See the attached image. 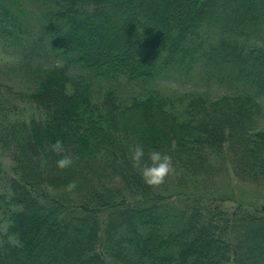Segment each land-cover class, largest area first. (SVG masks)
I'll return each mask as SVG.
<instances>
[{"label": "trees", "instance_id": "1", "mask_svg": "<svg viewBox=\"0 0 264 264\" xmlns=\"http://www.w3.org/2000/svg\"><path fill=\"white\" fill-rule=\"evenodd\" d=\"M0 45L36 109L0 117V264H264V209L190 188L214 159L264 181V0H0ZM137 144L172 185L144 183Z\"/></svg>", "mask_w": 264, "mask_h": 264}, {"label": "rangeland", "instance_id": "2", "mask_svg": "<svg viewBox=\"0 0 264 264\" xmlns=\"http://www.w3.org/2000/svg\"><path fill=\"white\" fill-rule=\"evenodd\" d=\"M17 63L18 61L8 50L7 46L5 45L2 48L0 45V117L4 120L6 119L5 125L14 119H27L36 112V109L27 103L24 100L25 96L20 93L25 91V82L22 77H19L21 72L18 70ZM195 73L197 74L194 71ZM7 77L11 78V81H8ZM195 80L196 78L190 81L193 83ZM188 87V85L180 82L174 85L160 82V88L169 94L171 92H182ZM121 90L124 97L128 96L130 89L127 85L123 84ZM260 101L263 105L261 125L264 129V98L260 99ZM0 134V138H2V133ZM11 165L10 150L4 141H0V192H4L2 181H4L5 177L11 176ZM211 169L212 172L209 174L197 177L193 183L196 187L190 188L199 191L209 202L220 203L229 212L240 203L251 204L264 209L263 180L257 182L240 180L234 175L226 160L214 159ZM175 172H177V168L174 166V173L166 179V183L169 185L173 184ZM187 184L191 185L189 182ZM0 219H4L3 208H0ZM4 225L0 227V230H5Z\"/></svg>", "mask_w": 264, "mask_h": 264}, {"label": "clouds", "instance_id": "3", "mask_svg": "<svg viewBox=\"0 0 264 264\" xmlns=\"http://www.w3.org/2000/svg\"><path fill=\"white\" fill-rule=\"evenodd\" d=\"M51 151L60 155L65 152L64 145L61 141L57 140L51 145ZM145 156L144 148L142 145L137 144L131 149V161L134 168L141 169V176L145 184L150 187H159L166 182V179L174 173V165L172 157L168 154L159 151H151L148 159L150 163H144ZM74 161L71 155H63L57 161V167L61 170L70 168ZM77 184L75 181L70 182L66 186V191L74 192Z\"/></svg>", "mask_w": 264, "mask_h": 264}]
</instances>
